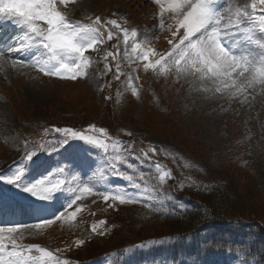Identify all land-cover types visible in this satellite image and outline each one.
I'll return each instance as SVG.
<instances>
[{"label": "rangeland", "instance_id": "374dc122", "mask_svg": "<svg viewBox=\"0 0 264 264\" xmlns=\"http://www.w3.org/2000/svg\"><path fill=\"white\" fill-rule=\"evenodd\" d=\"M252 3L253 0H220L218 7L232 5V14L240 7L258 21L264 13L259 3L253 12ZM58 8L68 20L85 25L99 17L106 36L96 50L86 52L92 63L87 76L76 80L45 76L32 66L18 64L13 67V59L31 60L35 53H6L0 59V176L8 177L23 170L25 184L40 179L53 183L57 179L66 181L55 199L48 202L38 201L21 189L0 181V217L5 215L0 219V227L27 226L21 228L24 238L18 239V243L38 244L55 253H63L61 257L71 264L77 262L72 255L93 248L113 230L110 220L114 212L118 213L114 221H119L121 216L130 214L129 209L136 203L153 201L155 197L151 193L161 194L158 196L160 203L166 200L172 188L177 190V187L183 189L215 182L222 185L221 195L225 192L222 190L225 184L235 188L244 208L253 203L257 192L251 190L250 177L228 157L234 149L242 147L249 152L264 143V85L246 87L235 95L232 94L235 89L217 93L211 81H201L198 75H177L174 68L167 73L146 70V61L126 57L123 34L107 24L108 20H116L122 29H135L136 39L157 54L149 58L153 62L172 48L168 43L173 39L172 32L176 31L172 14L165 13L160 17L153 0H69L67 4L58 3ZM7 26L10 31L0 36V42L10 41L16 35L15 27L9 23ZM108 30L114 33L112 40L107 39ZM182 34L183 29L173 42H177ZM253 35L259 37L258 32ZM257 45L258 41L254 39L249 45L250 50L255 53ZM117 48L119 54L115 60L104 58L109 51L116 53ZM117 64L119 79L115 78ZM129 77H132L138 95L132 94ZM109 84L117 90V102L121 103L116 104L113 111L114 122L108 120L112 109L104 100ZM123 95L128 96L125 104L122 103ZM95 122L114 128L118 134L113 138L122 142L124 149L131 145V150L125 153L127 162L121 164L119 170L131 174L133 181L140 183L139 189L113 173L102 149L73 140L67 150H56L62 136L54 131H44L61 128L64 124L79 126ZM153 147L156 154L149 152L150 159L144 160L143 152ZM33 151L36 155L28 161L26 154ZM93 160H96L94 165L90 162ZM156 163L170 170L171 178L161 183L154 167ZM129 164L132 167H128ZM61 167L66 169L62 174L59 172ZM82 186H94L96 192L77 201L82 211L74 220L56 221L40 229L34 227L41 219L64 211L74 198V190ZM107 192L126 194L134 202H105L102 194ZM19 204L27 209L18 212ZM77 205L67 211H74ZM32 206L37 209L31 211ZM100 221L105 223L100 225ZM94 224L98 225L95 233L92 231ZM76 241L83 243L77 246ZM95 264H105V261ZM211 264H254V260L225 251L215 255Z\"/></svg>", "mask_w": 264, "mask_h": 264}, {"label": "snow or ice", "instance_id": "6c2138e0", "mask_svg": "<svg viewBox=\"0 0 264 264\" xmlns=\"http://www.w3.org/2000/svg\"><path fill=\"white\" fill-rule=\"evenodd\" d=\"M68 2L69 0H0V21L9 23L16 29V35L10 41L0 42V59H3L6 53H35L31 60L13 59V67L18 64L32 66L45 76L60 79L76 80L87 76V69L92 62L86 52L96 50L97 46L104 42L103 33L98 27L102 26L101 20L97 17L88 25L68 20L58 8V3ZM153 3L158 6L160 17L165 13L172 14L176 29L172 32L173 39L168 41L172 48L166 55L159 56L153 62L149 58L157 54L153 49L145 48L136 39L138 33L135 29L131 31L122 29L116 20H108L107 24L123 34L126 57L134 56L137 60L146 61L147 63L144 64L146 70L167 73L174 68L177 75H198L201 81H211L217 93L235 89L232 93L235 95L246 87L264 85V15H261L257 21L255 16H250L240 7H236L235 13L232 14V5H228L227 8L218 7L220 0H153ZM257 3L264 13V0H253L251 4L253 12ZM160 27H163V19ZM245 28L248 29L247 32ZM181 29L183 34L174 43ZM255 32L259 33V37L253 35ZM113 38V31L108 30L107 39ZM130 38L131 45H129ZM254 39L258 41V50L255 53L249 47ZM118 54L119 48L116 53L107 52L104 58L112 57L115 60ZM116 67L115 78L119 79V64ZM128 86L133 95H138L132 77L128 78ZM44 131L62 134L56 150H67L73 140L84 141L102 149L115 175L131 182L137 189L141 187L140 183L133 181L131 174L119 170V166L127 162L125 153L131 150V145L124 149L122 142L112 138L106 129H98L95 125H90L83 131H76L73 128ZM97 132L99 136L89 134ZM109 141H111V154H109ZM149 152L154 155L157 150L153 147L144 151V160L150 159ZM35 155L34 151L27 153L26 159L32 161ZM127 166L132 167L130 164ZM154 167L161 183L171 178L170 170L163 165L156 163ZM64 171H66L64 167L59 169L61 174ZM0 181L21 189L41 202L54 200L66 183L63 179H57L54 183L51 180L40 179L25 184L23 170H17L8 177L0 176ZM95 192L94 186L76 188L73 192L74 198L66 205L64 211L53 213L50 218L41 219L34 227L40 229L56 221L74 220L77 213L82 211V206L77 205V201L86 194ZM102 199L105 202L111 200L121 204L134 202L133 198L126 194L116 192L102 194ZM74 205H77L75 210L68 212L67 209L73 208ZM104 223V221L99 222L100 225ZM23 227L27 226L0 227V264H70V261L61 259L57 253L38 244L18 243V239L24 238L21 232ZM97 229L98 225L94 224L92 231L95 233ZM82 243L83 241H76L77 246Z\"/></svg>", "mask_w": 264, "mask_h": 264}, {"label": "trees", "instance_id": "16d2710c", "mask_svg": "<svg viewBox=\"0 0 264 264\" xmlns=\"http://www.w3.org/2000/svg\"><path fill=\"white\" fill-rule=\"evenodd\" d=\"M115 93L111 85L104 93L112 109L108 120L113 122L116 104L121 105ZM121 98L124 104L128 100L127 95ZM87 125L103 127L111 135L118 133L96 122ZM228 160L247 172L251 190L258 193L247 208L240 205L238 191L229 184L224 185L222 195V185L215 182L177 187L173 194L181 207L169 200L159 207L132 206L130 214L119 221H114V212L110 220L113 230L93 248L72 256L82 261L112 253V264H206L211 254L230 251L264 263V143L249 152L242 147L234 149Z\"/></svg>", "mask_w": 264, "mask_h": 264}]
</instances>
